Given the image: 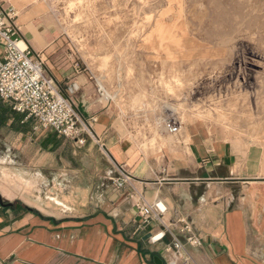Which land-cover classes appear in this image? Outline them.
<instances>
[{
  "label": "crops",
  "instance_id": "obj_1",
  "mask_svg": "<svg viewBox=\"0 0 264 264\" xmlns=\"http://www.w3.org/2000/svg\"><path fill=\"white\" fill-rule=\"evenodd\" d=\"M0 4L17 10L22 39L46 54L50 72L62 88L74 90L70 95L82 114L96 119L93 127L106 146L102 150L95 140L87 145H98L93 171L103 187L56 184L43 198L40 191L49 179L37 168L53 161L54 147L36 136L34 118L5 102L12 109L10 122L18 117L24 130L0 129L12 133L15 151L27 161L17 162L15 157L13 174L0 170L2 179L14 183L0 182L1 261L169 264L164 247L174 242L173 237L168 233L160 241L149 240L164 225L157 220L146 222L139 214L135 196L141 194L150 203L163 202L167 212L162 220L183 242L185 235L178 228L183 221L191 222L202 244H185L189 264H264V180L240 163L231 146L192 131L188 143L180 140L167 145L161 154L138 153L125 139L116 111L102 104L88 73L77 69L74 58L63 51L61 34L47 4L41 0H0ZM3 54L0 46V60ZM39 141L48 150L41 162L36 148ZM118 165L133 176L122 190L111 182L118 175ZM66 190L73 194L59 192ZM74 191L81 193V200H71Z\"/></svg>",
  "mask_w": 264,
  "mask_h": 264
},
{
  "label": "rangeland",
  "instance_id": "obj_2",
  "mask_svg": "<svg viewBox=\"0 0 264 264\" xmlns=\"http://www.w3.org/2000/svg\"><path fill=\"white\" fill-rule=\"evenodd\" d=\"M41 1L63 51L94 76L98 98L116 111L138 153L161 154L199 132L231 146L264 180V0ZM173 119L182 125L178 134L169 130ZM36 134L54 147L53 161L37 168L49 179L43 198L56 184L104 186L93 171L98 145L88 147L92 139L81 145L43 127ZM11 135L0 129V170L13 174L15 157L22 163L27 157L15 151ZM36 148L41 162L48 150L40 141ZM3 177L0 182L14 185ZM80 195L74 191L71 200Z\"/></svg>",
  "mask_w": 264,
  "mask_h": 264
},
{
  "label": "built area",
  "instance_id": "obj_3",
  "mask_svg": "<svg viewBox=\"0 0 264 264\" xmlns=\"http://www.w3.org/2000/svg\"><path fill=\"white\" fill-rule=\"evenodd\" d=\"M17 20L18 12L15 8L0 4V46L4 49L0 60V98L9 103L14 111L34 118L38 127L50 128L59 136L75 140L81 145L90 138L102 150H106L102 137L93 127L96 119L82 114L71 98L70 87L66 90L59 85L49 70L46 54L34 50L22 39ZM74 63L77 69L82 70L80 62L75 58ZM90 79L96 80L92 74ZM97 87L102 93L101 86L97 84ZM181 128L178 120L170 121L171 133L178 134ZM132 179L127 168L118 165V175L112 181L116 189L122 190ZM161 203L158 199L150 203L141 194L135 196V206L144 220H157L164 225V230L150 236L149 240L157 242L170 233L174 242L167 243L164 247L168 253V263L189 264L190 256L185 244L200 246L202 240L189 221H183L182 227L178 228L185 235V242L178 239L171 227L162 220L167 207L162 208ZM0 264L5 263L0 260Z\"/></svg>",
  "mask_w": 264,
  "mask_h": 264
},
{
  "label": "trees",
  "instance_id": "obj_4",
  "mask_svg": "<svg viewBox=\"0 0 264 264\" xmlns=\"http://www.w3.org/2000/svg\"><path fill=\"white\" fill-rule=\"evenodd\" d=\"M11 111L10 106H7L5 101L0 98V128L6 126L16 131H23L24 126L21 123V119L16 117L13 122H10L9 114Z\"/></svg>",
  "mask_w": 264,
  "mask_h": 264
},
{
  "label": "bare ground",
  "instance_id": "obj_5",
  "mask_svg": "<svg viewBox=\"0 0 264 264\" xmlns=\"http://www.w3.org/2000/svg\"><path fill=\"white\" fill-rule=\"evenodd\" d=\"M21 44H23V42H21ZM236 74V73H235ZM105 94V93H104ZM105 98L106 99H109L110 97L109 96H106V94H105ZM161 206H162V208H165L166 206L163 204V202L161 203Z\"/></svg>",
  "mask_w": 264,
  "mask_h": 264
},
{
  "label": "water",
  "instance_id": "obj_6",
  "mask_svg": "<svg viewBox=\"0 0 264 264\" xmlns=\"http://www.w3.org/2000/svg\"><path fill=\"white\" fill-rule=\"evenodd\" d=\"M73 88H75L76 90H77V86L76 85H73ZM70 91L72 92V93H74V90L72 89V88H70ZM149 237V235L147 236V238Z\"/></svg>",
  "mask_w": 264,
  "mask_h": 264
}]
</instances>
